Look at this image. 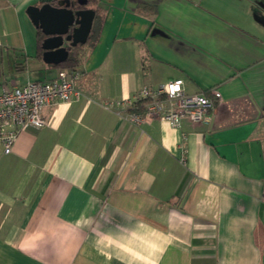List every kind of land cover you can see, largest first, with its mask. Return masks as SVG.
<instances>
[{
	"label": "crops",
	"instance_id": "1",
	"mask_svg": "<svg viewBox=\"0 0 264 264\" xmlns=\"http://www.w3.org/2000/svg\"><path fill=\"white\" fill-rule=\"evenodd\" d=\"M0 0V91L50 79L28 5ZM78 95L0 147V264H264V7L95 0ZM181 78L208 121L135 125L106 102Z\"/></svg>",
	"mask_w": 264,
	"mask_h": 264
},
{
	"label": "built area",
	"instance_id": "2",
	"mask_svg": "<svg viewBox=\"0 0 264 264\" xmlns=\"http://www.w3.org/2000/svg\"><path fill=\"white\" fill-rule=\"evenodd\" d=\"M80 76L78 70L60 69L53 78L3 88L0 91V147L3 151L12 150L21 129L37 128L46 123L42 115L45 106L56 101L68 102L76 97V81ZM220 99L221 93L217 88L208 92L186 93L183 80L175 78L156 87L143 86L135 98L122 97L106 102L105 106L128 109L125 118L135 125L157 118L177 127L183 119L208 121Z\"/></svg>",
	"mask_w": 264,
	"mask_h": 264
},
{
	"label": "water",
	"instance_id": "3",
	"mask_svg": "<svg viewBox=\"0 0 264 264\" xmlns=\"http://www.w3.org/2000/svg\"><path fill=\"white\" fill-rule=\"evenodd\" d=\"M74 3L82 7L73 8ZM87 4L88 0H56L26 7L31 22L45 36L41 42L45 63L64 62L71 47L86 42L95 15L94 8Z\"/></svg>",
	"mask_w": 264,
	"mask_h": 264
},
{
	"label": "trees",
	"instance_id": "4",
	"mask_svg": "<svg viewBox=\"0 0 264 264\" xmlns=\"http://www.w3.org/2000/svg\"><path fill=\"white\" fill-rule=\"evenodd\" d=\"M56 0H53L52 2H55ZM95 0H88V4L87 6L90 7V5L93 4ZM73 8H80L82 6L74 3L72 4ZM95 10V9H94ZM95 12H97V10H95ZM36 36H37V43L38 46L40 47L41 42L43 40V38L45 37L44 34L41 32V30L39 28L36 29ZM83 56V44H77L76 46H73L70 48L69 50V55L67 57V59L57 65L62 66V69H72V70H76L75 66L78 64V62L81 60V57ZM81 77V76H80ZM79 77V78H80ZM139 104V107L141 106V101L137 102Z\"/></svg>",
	"mask_w": 264,
	"mask_h": 264
},
{
	"label": "rangeland",
	"instance_id": "5",
	"mask_svg": "<svg viewBox=\"0 0 264 264\" xmlns=\"http://www.w3.org/2000/svg\"><path fill=\"white\" fill-rule=\"evenodd\" d=\"M261 7H264V0H256Z\"/></svg>",
	"mask_w": 264,
	"mask_h": 264
}]
</instances>
